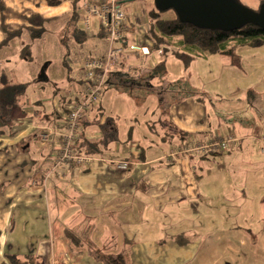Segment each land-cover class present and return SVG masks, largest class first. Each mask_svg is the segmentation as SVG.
I'll return each mask as SVG.
<instances>
[{
    "label": "crops",
    "instance_id": "0c3cea01",
    "mask_svg": "<svg viewBox=\"0 0 264 264\" xmlns=\"http://www.w3.org/2000/svg\"><path fill=\"white\" fill-rule=\"evenodd\" d=\"M1 1L5 6L4 22L10 31L25 28L28 25L25 18L31 14L40 13L50 18L71 11L69 1L60 6H50L45 0ZM128 18L137 31V23L129 14ZM97 21L93 20V27L98 25ZM94 31L96 35L87 37L86 41L85 37L80 39L81 34L76 31V44L79 41L81 45L74 48L77 54L70 59L73 63V68L67 71L70 85L65 96L58 98L59 102L51 108L53 112L46 107V99H33L32 108L26 107L27 98H20L9 105L5 103L4 110L10 111V115L5 113L6 121L2 125L0 114V264H11L5 258V250L10 234L25 220L20 213L24 209L48 215L50 244L41 243L29 251L30 256L17 257L18 264H31L30 260L32 264H111L103 255L123 256L121 264H234L225 261V257L220 258L223 252L218 255L192 242L194 236H198L195 224L199 222V214H195L198 211L195 200L202 196L200 165H194L193 158L198 157L202 163L213 155L216 165L223 163L214 168L215 173L231 182L228 172H234V161L238 157L256 156L258 144L260 153L264 154L261 138L264 135V91L261 96L256 95L259 116L255 119L209 121L205 119V105L200 99H183L175 92L172 94L176 97H168L169 91L174 90L172 83L163 78V57L168 52L150 51L147 40L141 54L131 55L133 65L127 62L134 73L128 76L127 67L120 63L106 80L102 102L92 105L85 115L77 146L96 159L88 166L63 163L50 171L56 142L42 144L38 133L66 131V105L78 100L83 91L82 62L88 57H103L107 51L104 32L99 26ZM3 39L0 11V43ZM209 56H194L192 62L195 58L199 61ZM224 58L232 64L228 57ZM252 64V73L260 69L258 58L255 57ZM148 93L154 96L156 106L151 109L150 104L139 112L135 102H140L143 94ZM121 99L128 102L129 122H122L124 111L116 106ZM157 110L162 112L159 114ZM22 113L24 116L33 114V118L19 121ZM157 122L163 131L155 130ZM228 132L237 136L231 149L213 154L195 150L172 160L168 158L167 163L160 160L163 155L150 157L152 154L148 155L145 147L156 144L153 137L165 142L175 138L174 144L185 146L208 142ZM33 139L39 144H35L36 147H33ZM114 160H129L131 164L128 170H119ZM210 168H205L207 178L214 173ZM210 185L214 183H208ZM233 187L239 186L226 184L224 190L228 192ZM240 187L252 190L247 185ZM106 214L112 220L107 219ZM223 251L240 252L234 247ZM250 253L254 254L255 249Z\"/></svg>",
    "mask_w": 264,
    "mask_h": 264
},
{
    "label": "rangeland",
    "instance_id": "374dc122",
    "mask_svg": "<svg viewBox=\"0 0 264 264\" xmlns=\"http://www.w3.org/2000/svg\"><path fill=\"white\" fill-rule=\"evenodd\" d=\"M239 1L253 9H257L261 4L260 0ZM154 8V0L125 1L126 12L131 16L133 22L141 26L142 30L146 29L149 22L148 14ZM166 13L163 16L169 15ZM168 13L173 12L169 11ZM69 16L68 13L61 14L49 21L45 26V31L40 35L31 38L30 35L26 37L27 33L22 39H13L7 43L2 50L3 53L0 54V76L6 75L7 81H9L8 88H13L16 91L17 98H27L26 107L34 108L33 99L37 101V99L43 98L46 99V107L50 109V112H53L51 108L56 106L59 102L58 98L65 96L69 88L70 80L67 77L63 56L67 45L72 48L76 47V32L73 26L67 22ZM93 20L96 22L98 17H94ZM128 21H130L129 18ZM76 27L83 30V26L79 22ZM140 28L135 31L139 36L142 33ZM93 30L97 31L98 25L94 26ZM238 52L242 61L239 66L230 64L228 59L219 54L201 58L199 61L195 58L193 62L185 64L173 53L168 52L163 57L165 59L163 78L170 81L174 87V90L169 91L168 97H176L172 94L175 92L183 99H200L202 105H205V119L212 122H221L222 120L227 122L228 119L235 122L241 118L248 122L255 119L259 116L256 95L261 96L264 91V44L258 47L244 46ZM255 57L258 58L261 66L258 71L253 70L254 73H252V62ZM131 59H128L129 65H133ZM82 65L84 66V61ZM127 69L129 70V68ZM42 70H44L46 79L41 80L39 77ZM128 73L131 75L134 73L132 66ZM21 85L25 86L24 91L21 90L23 87ZM176 87L178 88L175 89ZM42 90L50 95H45ZM144 99H146L145 102H143ZM139 101L137 104L135 102V107L139 112H143L144 108H149L150 104L153 106L150 107L151 109L156 106L154 96L149 93L147 96L143 94ZM116 106L124 111L122 122H129L131 118L128 102H123L121 99ZM149 111L151 112V110ZM161 112L162 110L158 113ZM32 115L24 116L22 113L19 121L27 122L25 120H31ZM140 116L139 118H141ZM159 124V122L155 123L156 129H154L161 132L163 129ZM174 139L165 142L159 140L158 137H153V140L157 141L156 144L145 143L148 155L152 154L150 157L163 155L160 160L167 163L170 150L179 145V143L174 144ZM32 144L33 147H36L35 144L38 143L33 139ZM191 145H195V142ZM258 145L256 156H241L234 161V166H236L234 172H228L232 176L231 182L225 181L222 175L215 173L214 168L223 165V163L218 162L216 165L215 161L217 162V160H214L213 155L210 160L202 163L198 161V157L193 158L194 165H200L198 173L202 179L200 182L202 196L195 200V205L198 208L195 214H199V222L195 224L198 225L196 231L198 236H194L192 242L201 248H210L211 252L216 251L218 255L223 252L220 258L224 259L225 257V261L227 260L229 263L264 264V154L260 153V144ZM209 153L213 154V152ZM159 161L157 160L158 163H160ZM205 164L206 167H211L214 172L210 178L205 175ZM208 183H214V185L208 186ZM230 183L239 187L237 189L229 188L230 190L227 192L224 187ZM240 185H247L252 190L245 191ZM207 189H211V191ZM258 196L262 197V200ZM20 213L25 217V220L18 223L15 231L10 234V242L5 250V258L11 264H14V259L17 257L26 256L32 248H36L41 243L50 242L46 225L48 215L31 209L20 210ZM106 217L112 220L107 214ZM37 221L40 222L37 223ZM115 225L119 226L118 223ZM139 240L140 238H137V241ZM226 247L237 248L240 252L237 254L229 253V251L224 253L223 249ZM251 249H255L254 254L250 253Z\"/></svg>",
    "mask_w": 264,
    "mask_h": 264
},
{
    "label": "trees",
    "instance_id": "16d2710c",
    "mask_svg": "<svg viewBox=\"0 0 264 264\" xmlns=\"http://www.w3.org/2000/svg\"><path fill=\"white\" fill-rule=\"evenodd\" d=\"M65 1H69L71 5V11L68 13V15L70 16L68 17L67 22L71 24V26H73L75 32L78 31L79 34H81L80 39H83L84 37L86 39L87 37L95 36L96 33L94 30H93L94 35L88 36L84 30H79L76 27L77 23L78 22L80 23L81 20L82 0H45V2L50 6H60ZM121 1L125 2L127 0H121ZM260 1L262 3L264 0H260ZM4 9H5L4 3L0 0L2 29L4 32V39L0 43V51H2L3 48L7 45V43L12 41L13 39H17V38L22 39L24 31H26V33H28L27 36L30 35L31 38L42 34L46 29L45 27L46 24L49 21L59 17V16H54L50 18H45L40 13L31 14L30 16H27L25 18L28 22V25L25 28H21L18 31H10L4 22ZM169 11H172L173 13H168ZM164 13L169 15L163 16ZM148 15H149V22L146 27L145 39L146 41L148 40L149 50L152 52L161 51L163 53L173 52L177 57L183 60L185 64H189L190 62H192L194 56H209L212 54H219L228 57L233 65L239 66L241 65V55L238 52V50L241 47L244 46L258 47L264 44V29L254 24H246L245 26L232 31H222L218 29L212 30L206 28H199L191 23L181 22L175 11L172 9L160 11L155 7L153 10L149 12ZM97 22L99 28L101 29V26L99 25V21ZM130 25H132L131 28H128V25L125 28L127 29L126 36H128V38L131 36L133 32H135L134 29H136L134 23L133 24L131 23ZM101 30L104 32V35L107 39V45H108L107 51H108L109 48L108 35L106 31H104L103 29ZM119 43L120 42H117V44ZM80 45L81 42L78 41V44H76V46H80ZM74 48L75 47L72 48V46L67 45V49L63 56V63L66 66L67 71H70V69L73 68L72 67L73 63L71 64L70 59L72 60L73 55L77 54L75 52L76 49ZM105 56L88 57V58H105ZM127 62H128L127 59L122 58L119 64L115 67V69L120 65V63L127 67ZM127 72H129L128 69ZM127 75L129 76L131 74L128 73ZM45 78L46 76L44 74L42 77H39V79L41 80ZM82 81H83L82 82V90H83L85 77ZM0 85L3 86L2 88H0V101L2 103L0 105V114L2 116L1 118V125H2V122L4 123L6 121L5 113H7V116L10 115V111L6 112L4 110L5 103L9 105V103H13L19 98H17V93L16 91H14L13 88L12 89L8 88L9 81H7L6 75L0 76ZM21 90L24 91L25 86L21 87ZM81 96L79 97V99L81 98ZM1 131L2 130L0 129V133ZM77 141H79V139L76 140V147L78 149ZM92 157L95 158V156ZM30 255L31 254H27V256ZM122 257L123 256L103 255V259L108 260L109 263L111 264L123 263ZM28 262H31L32 264L33 260H30ZM14 264H18L16 263V259H14Z\"/></svg>",
    "mask_w": 264,
    "mask_h": 264
},
{
    "label": "built area",
    "instance_id": "2783aa9c",
    "mask_svg": "<svg viewBox=\"0 0 264 264\" xmlns=\"http://www.w3.org/2000/svg\"><path fill=\"white\" fill-rule=\"evenodd\" d=\"M94 17H98L101 29L106 31L108 35L109 48L105 58H87L84 60L85 82L83 93L79 100L66 105V131L59 134L47 131L38 133V139L42 144L56 142L50 159L52 162V166L49 168L50 171L65 162L88 166L95 160L94 157L79 151L76 147V140L80 137L84 128L85 115L92 105L100 103L107 75L115 69L122 58L128 60L133 53L141 54L143 52L142 45L146 42V29L142 30L139 25L137 27L142 30L141 36L136 32H133L129 38L126 36V26L128 25V28H131L132 25L128 21L124 1L82 0L80 23L88 36L94 35L92 29ZM117 42L120 43L117 44ZM261 138L264 140V135ZM236 142V134L228 132L224 136H216V139L208 142H195V145L173 148L170 150L168 158L172 160L180 153L195 150L214 153L223 152L231 149ZM113 163L115 168L119 170H128L131 164L129 160H114Z\"/></svg>",
    "mask_w": 264,
    "mask_h": 264
},
{
    "label": "water",
    "instance_id": "95a60500",
    "mask_svg": "<svg viewBox=\"0 0 264 264\" xmlns=\"http://www.w3.org/2000/svg\"><path fill=\"white\" fill-rule=\"evenodd\" d=\"M154 5L160 11L174 10L181 22L199 28L232 31L254 24L264 29V1L257 9L239 0H154Z\"/></svg>",
    "mask_w": 264,
    "mask_h": 264
}]
</instances>
